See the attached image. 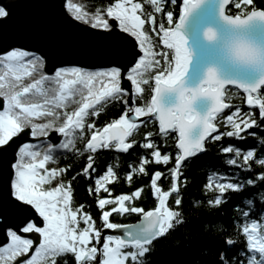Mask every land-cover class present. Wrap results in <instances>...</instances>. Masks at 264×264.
I'll return each instance as SVG.
<instances>
[{"label": "snow or ice", "instance_id": "obj_1", "mask_svg": "<svg viewBox=\"0 0 264 264\" xmlns=\"http://www.w3.org/2000/svg\"><path fill=\"white\" fill-rule=\"evenodd\" d=\"M38 6L69 32L79 24L97 30L92 36L111 58L105 67L68 64L47 73L42 49L9 45L0 51V264H68L69 255L73 264H152L157 243L179 246L181 236L189 239L185 226L191 214L181 207L185 169L208 151V141L248 136L252 145L219 148L227 154L222 163L236 171L210 165L203 187L214 195L191 201L192 207L219 209L230 192L242 193L233 206L239 214L237 235L225 236L211 261L212 249L205 248L191 264H264V0H109L91 13L73 0H41ZM12 9L11 0H0V26ZM129 37L138 51L129 47ZM125 80L130 88L123 86ZM149 84L145 99L142 85ZM241 93L247 111L233 104ZM111 102L123 106L121 113L98 125L95 118ZM221 123L225 130L217 131ZM50 131L61 136L59 143L51 142ZM173 135L175 147L169 149ZM27 136L33 140L23 139ZM134 146L146 152L128 165L125 179L130 183L134 175L148 174L149 163H160L169 187L158 183L164 172L154 170L149 181L154 206L145 210L135 203L143 186L112 195L107 185L118 176L107 162L95 187L88 186L90 194L108 193L95 200L97 224L83 204L73 202L72 180L78 174L92 178L99 150L127 154ZM58 150L84 158L79 173L65 179L71 165L58 164ZM113 213L141 219L115 222ZM240 235L244 246L233 251Z\"/></svg>", "mask_w": 264, "mask_h": 264}, {"label": "trees", "instance_id": "obj_2", "mask_svg": "<svg viewBox=\"0 0 264 264\" xmlns=\"http://www.w3.org/2000/svg\"><path fill=\"white\" fill-rule=\"evenodd\" d=\"M83 6L84 10L91 13L95 10L97 6L106 5L109 0H79L74 1ZM179 3V0H177ZM147 7V5H145ZM170 7H174L171 6ZM157 18L159 20L160 15L157 14ZM145 88L144 97L145 99L150 98V84L142 85ZM139 99L137 103H141ZM233 104H238L242 111L248 110V105L243 102V94L239 97H234ZM76 105L72 104L69 107H75ZM123 106L117 102H111L109 104L104 105V111L95 118V121L98 125H102L105 122H108L110 119L117 117L121 111ZM228 109H226L225 114H227ZM253 112L258 117V109L253 108ZM155 126V122H150L148 124V128H152ZM145 130L144 127H141L139 130V135L136 136L138 140L142 139V133ZM225 128L221 123V127L217 129V131H224ZM254 131L259 132L260 129H253ZM255 141L251 136H248L245 140H229L227 137H222L220 141H208L207 147L208 151L200 157L199 160L195 161L190 168L185 169V174L187 175V184L184 185V181L181 180V194L183 197L182 209L185 214H191V219L188 224L185 226L189 229V239L185 240L183 236H181V243L179 246H173L171 241H162L157 243L156 251L151 256L152 264H191V261L198 253H201L203 249L209 248L212 249V255L207 258L211 261L214 257V253L221 248L224 247L223 238L227 235H233L236 237L238 228L236 226V220L238 218V211H234L233 206L240 202L242 193L230 192L229 199L226 203H223L219 209L208 208L205 206L192 207L191 201L193 199L204 201L209 197L214 195L212 190H205L203 185L207 179V173L211 170L210 165L221 166V171H229L235 172V168H228L227 165L223 164L221 161V157L224 156L226 158L227 154H222L219 152V148L222 145H226L228 143H232L233 145H239L241 147H246L252 145ZM169 149L175 147L174 144V135L171 139L168 140ZM77 146L80 147L81 144L78 141ZM108 151V153H103ZM112 153V155L109 153ZM142 152H146V150L134 146L133 149H130L127 154L123 152H117L115 150H99L96 155L99 160V166L105 167L107 162V158L113 156V158L117 159L119 156L120 161L114 165H118L114 167V170L117 173L118 179L110 182L107 187L112 190V195L120 194V193H129L137 187L143 186L144 190L141 194V197L136 199L135 203L137 206H142L145 210H148L154 206V197L151 194L149 188V181L151 173L154 170H161L164 172V177L158 181L164 188L169 187L170 178L168 177L167 169L163 164L160 163H149L147 165V175L136 174L132 177L131 182L129 183L124 176L125 171L128 168L129 164L136 163L138 161V157ZM103 160H106L105 162ZM81 162V163H80ZM85 163L83 157H76L75 154L71 151H68L67 156H62L58 158V164L63 165H71V168L67 172L65 179L74 176L80 170L78 167ZM49 167L56 166L51 163L48 164ZM99 166L96 167V173H93V177L90 179H86L80 174L75 175V178L72 180V188H73V202L75 204H83L85 206V210L89 211L93 218L99 224V216L100 209L95 203L97 195L100 197L107 196L108 193L104 190H101L98 194L93 192L89 193L88 186L91 185L93 188L94 178L97 173L102 172L99 169ZM167 167H171L169 164ZM256 168V165H253ZM256 189L245 188L246 193L255 192ZM170 206L171 205V197L169 198ZM107 207V206H106ZM262 205L257 202L256 208H261ZM255 215V213H254ZM141 218L140 214H126L121 217L120 215L113 213L110 216L115 222L120 223H136ZM207 225V226H206ZM222 226V227H220ZM244 246V237L240 235L237 239V243L233 248H240Z\"/></svg>", "mask_w": 264, "mask_h": 264}, {"label": "water", "instance_id": "obj_3", "mask_svg": "<svg viewBox=\"0 0 264 264\" xmlns=\"http://www.w3.org/2000/svg\"><path fill=\"white\" fill-rule=\"evenodd\" d=\"M11 2L13 4L11 17L0 26V51L6 50L9 45L26 47L32 51L37 48L42 49L48 57L45 66L47 73H52L55 67L68 64H77L90 70L107 66L106 62L111 58L107 47L92 36L97 30L79 24L69 32L52 19L49 10L38 6L41 0H11ZM56 2L59 4L61 0ZM128 40L129 47L133 51H138L134 39L129 37ZM127 59L122 57L121 62L126 63ZM123 86L130 88V82L125 80ZM0 107H2L1 98ZM49 137L53 143H59L61 139L56 132H52ZM23 139L28 140L26 137ZM103 231L105 234L120 232L110 229ZM3 242V237L0 236V243Z\"/></svg>", "mask_w": 264, "mask_h": 264}, {"label": "bare ground", "instance_id": "obj_4", "mask_svg": "<svg viewBox=\"0 0 264 264\" xmlns=\"http://www.w3.org/2000/svg\"><path fill=\"white\" fill-rule=\"evenodd\" d=\"M82 25L87 26V27H90L89 25H85V24H82ZM225 111H226V109H225ZM103 153H108V151H105V152H103ZM109 153L112 155V153H111L110 151H109ZM97 154H98V153H97ZM97 154H96V155H97ZM120 157H121V156H119L117 159H115V158H113V156H111V157L107 158V160L111 162L112 166L117 167L118 165H114V164L118 163V162L121 160ZM103 161L105 162L106 160H103ZM80 163H81V162H80ZM95 164H96V167L99 166V160H98V157L96 158ZM82 167H83V162H82V164L80 165V167H78V168L81 169ZM104 168H105V167H103V166H99V169H101V170H104ZM79 171H80V170H79ZM79 171H78V173H79ZM80 175L84 177L83 174H80ZM92 177H93V176H92Z\"/></svg>", "mask_w": 264, "mask_h": 264}, {"label": "flooded vegetation", "instance_id": "obj_5", "mask_svg": "<svg viewBox=\"0 0 264 264\" xmlns=\"http://www.w3.org/2000/svg\"><path fill=\"white\" fill-rule=\"evenodd\" d=\"M80 5V4H79ZM82 8H83V6L82 5H80ZM84 9V8H83ZM28 140H33V138L32 137H30V136H27L26 137ZM35 140L38 142V141H40V140H42L41 138H35ZM46 146V145H45ZM62 152H65L64 150H58V153L59 154H61ZM64 154H68V152H66V153H64ZM81 226H83V225H81ZM25 235H31V234H25ZM18 259H20V258H18ZM67 262H68V264H73V258H72V256L71 255H69L68 257H67ZM58 264H60V262L58 261Z\"/></svg>", "mask_w": 264, "mask_h": 264}, {"label": "rangeland", "instance_id": "obj_6", "mask_svg": "<svg viewBox=\"0 0 264 264\" xmlns=\"http://www.w3.org/2000/svg\"><path fill=\"white\" fill-rule=\"evenodd\" d=\"M74 1H79V0H74ZM78 4V3H77ZM44 71H45V68H44ZM27 82V80L25 81ZM2 99V98H1ZM52 131L49 132V134L51 133ZM38 138H43V137H38ZM43 140V139H42ZM66 152H62L61 154L58 153V158L62 157V156H67L68 154H64ZM48 166V165H47Z\"/></svg>", "mask_w": 264, "mask_h": 264}]
</instances>
